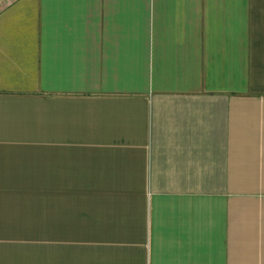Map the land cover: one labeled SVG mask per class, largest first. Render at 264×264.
I'll use <instances>...</instances> for the list:
<instances>
[{"label": "crops", "instance_id": "crops-1", "mask_svg": "<svg viewBox=\"0 0 264 264\" xmlns=\"http://www.w3.org/2000/svg\"><path fill=\"white\" fill-rule=\"evenodd\" d=\"M0 264H264V0L3 9Z\"/></svg>", "mask_w": 264, "mask_h": 264}, {"label": "built area", "instance_id": "built-area-1", "mask_svg": "<svg viewBox=\"0 0 264 264\" xmlns=\"http://www.w3.org/2000/svg\"><path fill=\"white\" fill-rule=\"evenodd\" d=\"M19 0H0V12Z\"/></svg>", "mask_w": 264, "mask_h": 264}]
</instances>
